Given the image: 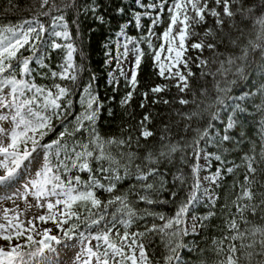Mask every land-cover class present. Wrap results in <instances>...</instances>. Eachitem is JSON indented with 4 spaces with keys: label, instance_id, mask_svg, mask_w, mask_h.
Instances as JSON below:
<instances>
[{
    "label": "snow or ice",
    "instance_id": "1",
    "mask_svg": "<svg viewBox=\"0 0 264 264\" xmlns=\"http://www.w3.org/2000/svg\"><path fill=\"white\" fill-rule=\"evenodd\" d=\"M78 2L33 0L30 18L0 25V201L13 205H0V264H152L143 241L153 233L168 240L163 264H206L199 259L204 250L199 249L197 238L213 227L224 178L241 167L243 179H234L225 192L220 209L223 222L215 226L221 233L213 239L215 264H264V0H162L160 4L134 0L143 9L133 12L136 27L142 28L144 16L151 25L139 38L127 35V24L116 33L117 68L131 89L120 105L132 100L146 57L165 82L142 93L144 100L149 92L161 96L176 89L172 100L152 101L172 109L157 143L140 144L141 138L155 136L148 127L150 115H144L135 150L132 135L105 137L97 130L103 104L94 75L79 91L56 82L75 85L83 71L74 61L77 48L69 42L64 15ZM86 11L104 23L103 16L96 15L95 3ZM117 11L123 15L126 9ZM207 17L214 26L205 27L201 36L195 29L207 25ZM158 24L166 27L156 36ZM154 36L162 40L158 46L153 44ZM194 37L201 38L193 42ZM189 48L200 55L190 57ZM205 51L211 56L205 57ZM53 52L64 53L62 63L56 65L59 71L47 63ZM130 53L134 66L126 74L120 62ZM37 74L50 78L52 84H38ZM193 80L201 86L194 89ZM112 83L118 85L119 80L109 73ZM76 95L79 110L72 98ZM253 122L258 125L259 153L255 143L245 139ZM173 128L178 135L183 133L180 139H174ZM245 142L252 146L239 157L241 163L228 161V146ZM189 151L195 160L189 168L190 183L182 167ZM213 161L221 165L215 171H211ZM204 171L209 174L201 175ZM81 174L88 178L82 179ZM129 179L135 183L117 194L118 185ZM99 193L108 199H101ZM165 193L170 199L161 198ZM132 196L137 197L135 202ZM140 202L148 206L171 202L175 212L169 216L144 209L141 214L134 207ZM204 203L209 206L207 214L196 215ZM248 214L258 215L260 222L249 220ZM147 217L160 224L130 232L138 219ZM187 237L192 238L190 244L184 243ZM181 253L196 259H184Z\"/></svg>",
    "mask_w": 264,
    "mask_h": 264
},
{
    "label": "trees",
    "instance_id": "2",
    "mask_svg": "<svg viewBox=\"0 0 264 264\" xmlns=\"http://www.w3.org/2000/svg\"><path fill=\"white\" fill-rule=\"evenodd\" d=\"M57 3H60V0H56ZM145 4L152 3L153 0H143ZM162 0H155V3L160 4ZM170 3L171 0H168ZM95 3L97 7V16H103L104 23H100L99 20L95 19L93 14L86 11L88 7H91ZM124 7L126 9L125 13L121 15L117 9ZM33 9V0H0V25L16 24L22 19L30 18L32 15ZM139 11L143 12L142 8H139L134 0H79L75 8L69 9L65 15V19L68 24V30L71 33V39L69 42H72L76 45L77 52L74 54V61L77 65V68L83 69L79 72V78L76 84L71 82L64 81L61 82L57 79V83L67 84L70 88H77V91L81 90L82 85L87 84L91 77L94 75L96 80L93 82L96 91L99 93L100 101L103 104V108L100 110V116L97 124V130L102 136H116L117 138L123 136L127 137L128 135L133 136V150H135V137L139 135V122L143 119L144 115H150L152 123L148 125L149 130L153 131L155 136L154 138L150 137L147 140L141 138L140 144L152 146L156 144L159 136L161 135L160 129L162 126L169 122V116L167 113L171 112L172 109L167 106L160 104H153V100L157 99H168L172 100L175 97L176 89L173 87L170 93H164L161 96L153 95L149 92V97L147 100H144L142 93L149 91V89L157 83H164L161 78H158L151 66L150 58L146 57L142 62L140 69L138 70V86L133 92L132 100L125 106L120 105V100L125 96L126 92L131 90L130 87L126 86L123 76H120V69L117 68V63L115 57L117 55V35L119 32V26L121 24H127L128 27L125 29L129 37L139 38L141 35L147 34V28L151 25V20L147 16H144L141 19L142 28L138 29L135 25V19L133 17V12ZM152 15H156V12L153 11ZM163 19L167 20V9L165 8ZM47 23V21H43ZM214 26L213 19L207 17V25L196 28L195 30L203 34L205 27ZM166 27V24H158L155 28L156 36H159ZM201 37H194L193 42H198ZM60 43H64L63 39L58 40ZM119 43L122 47L124 44L123 37L119 38ZM160 40L153 38V44L158 46ZM144 50L147 52V46L145 44L141 45ZM122 51V50H121ZM110 53V55H106ZM190 57H196L200 55L198 50H193L189 48L187 53ZM205 57L211 56V53L205 51L203 53ZM64 53L62 52H53L51 54V59L47 61L52 67V70L59 71L56 65L62 63ZM258 60L259 57L257 56ZM108 61V63H106ZM193 71L197 72L198 70L193 67ZM109 73H112L118 80L119 84H109ZM36 82L38 84H47L51 85L52 80L41 79L39 74L36 75ZM80 86V87H78ZM201 86V83H198L196 80H193L192 87L198 88ZM76 101V108L79 110L78 95L72 97ZM187 98V97H186ZM141 103L145 104L144 108H141ZM174 108L180 107L178 104L173 105ZM111 109L112 114L109 115V110ZM182 111H187V109H181ZM176 117H172L174 122ZM255 120H259V116L255 117ZM131 127L132 131L129 132L127 129ZM183 125H180L182 129ZM258 125L253 122L247 128V137L246 140H251L256 145V152L259 153L261 141L257 135L256 128ZM122 129L125 131L122 132ZM172 135L174 139H180L183 133L177 134V129L173 128ZM191 133L186 137L191 139ZM238 139V135L236 136ZM251 143L245 142L242 145L228 146L229 151L225 153L228 161H235V163L240 164L239 159L245 152H249L251 148ZM211 150V149H210ZM115 152V149H113ZM144 152L140 153L143 156ZM179 160V157H177ZM139 163V161H137ZM195 163V160L191 156V152L188 153V161L186 165L182 166L185 173L189 176L188 182L190 183V165ZM216 166V162L214 161ZM218 163V162H217ZM219 164V163H218ZM220 165V164H219ZM178 166H180L178 164ZM228 166H231L229 164ZM173 172L176 171L175 168L172 169ZM243 168L241 167L236 171L235 174L227 175L223 180L222 189L218 190L221 196L219 203L216 205L217 216L212 220V228L205 230L197 238V244L199 249H203L202 255L199 257L200 260L206 261V264H215L217 256L214 251L213 239L219 238L221 233L215 230L216 225L222 224V213L220 211L221 206L224 204V195L225 192L229 191V186L232 184L234 179H243ZM82 179H87V174H81ZM169 181V187L171 188V175L167 177ZM135 183L134 180L129 179L126 182H122L118 185L119 194L120 191H126L131 184ZM186 187V186H185ZM175 190V189H172ZM101 199H108L107 194L99 193ZM184 197V192L180 193V198ZM162 199H170L168 193H165ZM130 199L135 202L137 197L132 196ZM258 202V201H257ZM134 207L143 213L144 209H147L150 212H163L166 215H173L175 212V205L171 202L164 206H148L143 202L134 203ZM208 205H200L199 210L196 212L198 215H206L208 210ZM235 211V209H233ZM248 219L259 223V216H252L248 214ZM160 224L159 220L153 221L151 217L145 219H138L130 229V232L136 231H145V225L148 227L152 223ZM191 237L184 239V243L190 244ZM146 244V252L148 253L149 259L152 261V264H163V256L166 255L167 249L166 244L168 242L167 237L162 236L159 233H153L147 236L144 241ZM184 259H196L195 257H189L188 255L181 253Z\"/></svg>",
    "mask_w": 264,
    "mask_h": 264
},
{
    "label": "rangeland",
    "instance_id": "3",
    "mask_svg": "<svg viewBox=\"0 0 264 264\" xmlns=\"http://www.w3.org/2000/svg\"><path fill=\"white\" fill-rule=\"evenodd\" d=\"M155 37V36H154ZM153 37V38H154ZM160 43H162V40H160ZM159 43V44H160ZM158 44V45H159ZM130 48H131V45H130ZM122 49V51H121ZM123 47H120L119 51L122 53L123 52ZM162 55H166V53H163ZM134 66V57L133 55L130 53V55L128 56L127 59H124L123 57H121V62H120V68L123 69V71L128 74L130 73L131 71V68ZM216 162V161H215ZM200 163L203 165L204 164V161L201 160ZM214 161L212 162V165H211V171H215V169L217 167H220L221 165H219L217 162H216V166L214 165ZM209 174L208 171H204L201 173V175H207ZM31 199V198H30ZM20 207L21 209H23L24 205H23V202L20 201ZM205 205H207L206 203H204ZM0 205H2L3 207H12L13 205L11 204V202L9 201H0ZM203 205V204H202ZM32 211H36L35 209H33ZM196 215H198L197 213H195Z\"/></svg>",
    "mask_w": 264,
    "mask_h": 264
}]
</instances>
